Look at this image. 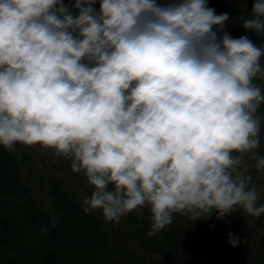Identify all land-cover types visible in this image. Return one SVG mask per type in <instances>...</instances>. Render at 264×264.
<instances>
[{
	"label": "clouds",
	"instance_id": "obj_1",
	"mask_svg": "<svg viewBox=\"0 0 264 264\" xmlns=\"http://www.w3.org/2000/svg\"><path fill=\"white\" fill-rule=\"evenodd\" d=\"M227 21L207 0H0V146L70 159L85 214L147 206L149 236L175 213L261 216L264 47ZM241 27L264 35V0Z\"/></svg>",
	"mask_w": 264,
	"mask_h": 264
},
{
	"label": "trees",
	"instance_id": "obj_2",
	"mask_svg": "<svg viewBox=\"0 0 264 264\" xmlns=\"http://www.w3.org/2000/svg\"><path fill=\"white\" fill-rule=\"evenodd\" d=\"M73 2L64 0L70 8ZM252 3L229 0L220 6L207 0L217 15L228 13L224 30L229 35H246L264 47V35L241 27L250 18ZM260 78L254 83L264 92ZM257 114L261 128L255 151L264 158V103ZM245 160L256 163L247 155ZM252 176L250 187L260 191L259 206L264 204V172ZM90 192L84 175L74 173L68 159L45 158L22 144L11 151L0 146V264H264V214L254 218L237 207L220 219L214 210L210 218L192 221L175 213L170 225L149 236L147 206L128 212L118 223L105 221L100 210L82 211L81 200ZM229 233L238 237L236 246L229 243Z\"/></svg>",
	"mask_w": 264,
	"mask_h": 264
},
{
	"label": "rangeland",
	"instance_id": "obj_3",
	"mask_svg": "<svg viewBox=\"0 0 264 264\" xmlns=\"http://www.w3.org/2000/svg\"><path fill=\"white\" fill-rule=\"evenodd\" d=\"M212 1L215 3V5L224 6V5L228 4L229 0H212ZM260 63H261L262 68H264V56L261 57ZM260 79L264 80V77H261ZM30 148L32 150H34L35 152H38L40 154H44L45 158H52L54 156L56 157V155L54 154L53 150L42 148L39 145L31 146ZM68 164H69V166H71L70 165L71 164L70 159H68ZM254 172H255V175H261V174H263L264 171L263 170H257L256 168H253V169L249 168L248 174H250L252 176ZM253 182H254V179H253V176H252L251 184Z\"/></svg>",
	"mask_w": 264,
	"mask_h": 264
}]
</instances>
